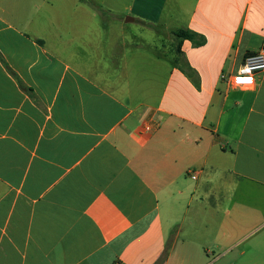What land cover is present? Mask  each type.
<instances>
[{
  "label": "crops",
  "instance_id": "crops-1",
  "mask_svg": "<svg viewBox=\"0 0 264 264\" xmlns=\"http://www.w3.org/2000/svg\"><path fill=\"white\" fill-rule=\"evenodd\" d=\"M263 45L264 0H0V264H264Z\"/></svg>",
  "mask_w": 264,
  "mask_h": 264
},
{
  "label": "built area",
  "instance_id": "built-area-1",
  "mask_svg": "<svg viewBox=\"0 0 264 264\" xmlns=\"http://www.w3.org/2000/svg\"><path fill=\"white\" fill-rule=\"evenodd\" d=\"M263 73L264 45L258 52L247 55L234 73L221 74L220 80L233 87H250L254 85L256 76ZM248 79L251 80V83L244 82ZM238 80L241 82H238ZM152 127L150 122H146L139 132L149 131ZM190 174H192V172H190ZM191 178L195 180V176L192 175Z\"/></svg>",
  "mask_w": 264,
  "mask_h": 264
},
{
  "label": "rangeland",
  "instance_id": "rangeland-1",
  "mask_svg": "<svg viewBox=\"0 0 264 264\" xmlns=\"http://www.w3.org/2000/svg\"><path fill=\"white\" fill-rule=\"evenodd\" d=\"M63 1L66 2V0ZM67 3H71V2H67ZM86 11L88 13V16H90L91 10L87 8ZM125 38L128 42H133L135 46H138L137 47L138 51L135 52L139 56L143 55L144 57L143 59L145 61L152 60V56L148 51L162 50L161 45H165L164 39L162 40V37L157 35V33L154 30L142 29L141 27H139L138 24L127 25Z\"/></svg>",
  "mask_w": 264,
  "mask_h": 264
},
{
  "label": "trees",
  "instance_id": "trees-1",
  "mask_svg": "<svg viewBox=\"0 0 264 264\" xmlns=\"http://www.w3.org/2000/svg\"><path fill=\"white\" fill-rule=\"evenodd\" d=\"M83 1V0H81ZM153 30L159 34L161 32L159 27H153ZM172 35L174 36L177 44L175 46V51L179 54L180 53V45L183 41L187 40L189 41L193 47L197 48V47H201L205 44L206 40L203 36L190 31L188 29H181L178 31H174L172 32ZM182 71L186 74V76L188 78H192L193 76V71L188 67L185 66L184 68H182ZM166 258V254L164 253V255L157 261L156 264H164Z\"/></svg>",
  "mask_w": 264,
  "mask_h": 264
},
{
  "label": "snow or ice",
  "instance_id": "snow-or-ice-1",
  "mask_svg": "<svg viewBox=\"0 0 264 264\" xmlns=\"http://www.w3.org/2000/svg\"><path fill=\"white\" fill-rule=\"evenodd\" d=\"M238 82H241V81L238 80ZM244 82L251 83V80L248 79L247 81H244Z\"/></svg>",
  "mask_w": 264,
  "mask_h": 264
},
{
  "label": "water",
  "instance_id": "water-1",
  "mask_svg": "<svg viewBox=\"0 0 264 264\" xmlns=\"http://www.w3.org/2000/svg\"><path fill=\"white\" fill-rule=\"evenodd\" d=\"M129 21H131V20H129Z\"/></svg>",
  "mask_w": 264,
  "mask_h": 264
}]
</instances>
